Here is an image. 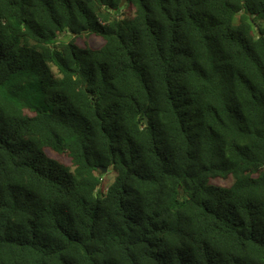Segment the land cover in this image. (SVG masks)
Returning a JSON list of instances; mask_svg holds the SVG:
<instances>
[{
    "label": "trees",
    "instance_id": "1",
    "mask_svg": "<svg viewBox=\"0 0 264 264\" xmlns=\"http://www.w3.org/2000/svg\"><path fill=\"white\" fill-rule=\"evenodd\" d=\"M121 1L0 0V264H264V0Z\"/></svg>",
    "mask_w": 264,
    "mask_h": 264
},
{
    "label": "rangeland",
    "instance_id": "2",
    "mask_svg": "<svg viewBox=\"0 0 264 264\" xmlns=\"http://www.w3.org/2000/svg\"><path fill=\"white\" fill-rule=\"evenodd\" d=\"M125 12L129 13V14H132L133 8L132 7H128V8L125 9ZM63 38L64 39H68L69 37L67 35H65ZM78 41H79V43L82 44V40L81 39H79ZM88 41L93 46H99L101 44V42H102V39H100L99 37H96V36H89ZM103 175H104V183L105 184H110L113 181V179H114L115 173L112 172L111 170L107 169L103 173ZM213 182L216 183V184H219V185H226V184L229 183V179H225V180L224 179H215V180H213Z\"/></svg>",
    "mask_w": 264,
    "mask_h": 264
},
{
    "label": "water",
    "instance_id": "3",
    "mask_svg": "<svg viewBox=\"0 0 264 264\" xmlns=\"http://www.w3.org/2000/svg\"><path fill=\"white\" fill-rule=\"evenodd\" d=\"M124 2H125V0H122L121 3H120V5H123ZM259 35H260V34H259ZM144 121H145V124H147L145 118H144ZM99 169H100V171H101L102 174L107 170L106 167H99Z\"/></svg>",
    "mask_w": 264,
    "mask_h": 264
}]
</instances>
